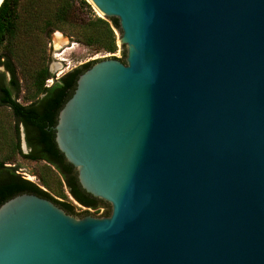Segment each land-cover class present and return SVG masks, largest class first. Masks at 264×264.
Listing matches in <instances>:
<instances>
[{
    "label": "water",
    "instance_id": "95a60500",
    "mask_svg": "<svg viewBox=\"0 0 264 264\" xmlns=\"http://www.w3.org/2000/svg\"><path fill=\"white\" fill-rule=\"evenodd\" d=\"M86 1L126 55L78 77L55 142L110 214L18 195L0 264H264V0Z\"/></svg>",
    "mask_w": 264,
    "mask_h": 264
},
{
    "label": "trees",
    "instance_id": "16d2710c",
    "mask_svg": "<svg viewBox=\"0 0 264 264\" xmlns=\"http://www.w3.org/2000/svg\"><path fill=\"white\" fill-rule=\"evenodd\" d=\"M60 31L76 42L93 48L96 52L115 54L118 50L119 31L117 19L98 17L86 0H3L0 6V67L9 73V84H4L5 74H0V107L9 109L13 125L3 128L0 135V206L22 194H33L65 207L75 217L91 215L89 211L76 214L73 206L64 202L68 194L80 205L109 216V205L94 198L82 189L74 167L59 151L55 142V126L58 114L72 96L78 77L89 69L94 60L85 63L54 79L47 66L31 70V94L18 102L20 85L13 63L24 62L38 51L40 41L52 32ZM124 48V47H122ZM124 62L122 58L111 56ZM54 79L46 87V81ZM9 86V87H8ZM23 129L27 153L22 150ZM10 131V133H9ZM43 162L35 176L38 184L28 181L20 173L16 158ZM10 165V166H8Z\"/></svg>",
    "mask_w": 264,
    "mask_h": 264
},
{
    "label": "rangeland",
    "instance_id": "374dc122",
    "mask_svg": "<svg viewBox=\"0 0 264 264\" xmlns=\"http://www.w3.org/2000/svg\"><path fill=\"white\" fill-rule=\"evenodd\" d=\"M93 12L100 17L98 11L91 5ZM118 37V32L115 31ZM58 38H61L58 41ZM57 45H59L57 47ZM37 54L33 55L32 58L26 60L24 64L13 63L15 69L17 70L18 83L20 85V97L18 102L24 104V97L27 94L32 93L30 89L31 82L29 81L28 73L31 70H35L43 65L47 66L49 72L53 75L54 79H58L67 72L94 60H101L106 57L114 56L116 58H122L126 55V49L118 46V50L115 54H107L104 52H96L93 48L86 47L78 42H76L71 37L66 36L63 32L54 31L48 37L43 38L40 41L39 49L36 51ZM3 68L0 67V73H3ZM9 78V75H6ZM52 79V80H54ZM53 82V81H52ZM13 125V119L9 109L5 107H0V135L3 128H10ZM22 130V128H21ZM10 133V131H9ZM22 144V137H21ZM23 148V145H22ZM24 153H27L26 149H23ZM5 154V151L0 152V158ZM15 164L20 166L19 173L26 178L28 181L38 184V179L35 176L37 174L39 167L43 162H32L27 161L22 158L17 157ZM10 166V165H8ZM64 192L67 198L64 202L69 203L73 206L75 213L79 214L84 211H89L91 216L103 217L102 215L107 211V208H100L98 212H94L92 209H87L75 201L67 192L64 187ZM110 210V206H109Z\"/></svg>",
    "mask_w": 264,
    "mask_h": 264
},
{
    "label": "flooded vegetation",
    "instance_id": "af4514ba",
    "mask_svg": "<svg viewBox=\"0 0 264 264\" xmlns=\"http://www.w3.org/2000/svg\"><path fill=\"white\" fill-rule=\"evenodd\" d=\"M3 68V73L5 74V79H4V84L5 85H8L9 84V80H10V76H9V78L7 79L6 78V75H9V73L8 72H6L5 71V68L4 67H2ZM0 74H2V73H0ZM9 87V86H8ZM22 134H23V136H24V133H23V129L21 130V136H22ZM24 141H25V139H24ZM26 144V143H25ZM22 150H23V148H22ZM26 150H27V152H28V148H27V146H26ZM24 152V151H23ZM60 207V206H59ZM61 209H63L67 214H69V212H68V210L65 208V207H60Z\"/></svg>",
    "mask_w": 264,
    "mask_h": 264
},
{
    "label": "built area",
    "instance_id": "2783aa9c",
    "mask_svg": "<svg viewBox=\"0 0 264 264\" xmlns=\"http://www.w3.org/2000/svg\"><path fill=\"white\" fill-rule=\"evenodd\" d=\"M53 80L52 79H50V80H47L46 81V87H49L53 82H52Z\"/></svg>",
    "mask_w": 264,
    "mask_h": 264
},
{
    "label": "bare ground",
    "instance_id": "6f19581e",
    "mask_svg": "<svg viewBox=\"0 0 264 264\" xmlns=\"http://www.w3.org/2000/svg\"><path fill=\"white\" fill-rule=\"evenodd\" d=\"M61 38H58V41L60 40ZM59 45H57V47H58Z\"/></svg>",
    "mask_w": 264,
    "mask_h": 264
}]
</instances>
